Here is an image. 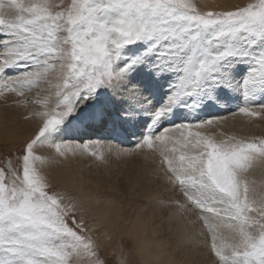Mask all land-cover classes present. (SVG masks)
<instances>
[{
  "label": "snow or ice",
  "instance_id": "snow-or-ice-1",
  "mask_svg": "<svg viewBox=\"0 0 264 264\" xmlns=\"http://www.w3.org/2000/svg\"><path fill=\"white\" fill-rule=\"evenodd\" d=\"M5 7L0 0V76L11 82L5 84L8 91L25 98L18 103L43 107L33 113L40 120L35 137L16 155L20 167L9 161L10 171L0 168V264H78L85 252L93 258L90 264H105L95 243L82 234L84 224L61 207L60 194L49 191L46 176L35 166L45 158L34 155V147L48 142L59 151L60 126L100 89L123 91L129 107H105L91 119L134 120L147 101L130 75L149 56L155 57L151 67L157 76L174 73L176 80L166 103L148 112L151 123L135 147L159 151L169 184L204 220L216 224L209 254L219 259L212 264H264V202L251 207L248 190L242 192L237 179L254 154L264 156V140L214 142L203 129L220 117L164 126L174 108L198 109L224 88L243 94L240 113L256 116L254 107L264 110V0L206 13L193 0H71L65 11H52L41 0H9L7 7L16 10L11 16ZM139 42L149 46L138 56L128 46ZM237 63L248 64L239 82L232 76ZM53 64L59 65L62 81L55 86V99L28 100L33 85L50 83L46 72ZM17 66L25 70L8 74ZM173 129L179 133L174 143L185 150L178 158L171 155L178 151L175 146L171 153L165 150L173 143ZM226 222L233 233L227 255L216 238Z\"/></svg>",
  "mask_w": 264,
  "mask_h": 264
},
{
  "label": "rangeland",
  "instance_id": "rangeland-1",
  "mask_svg": "<svg viewBox=\"0 0 264 264\" xmlns=\"http://www.w3.org/2000/svg\"><path fill=\"white\" fill-rule=\"evenodd\" d=\"M19 2L28 4L36 0H19ZM41 2L51 5L52 11H65L71 4V0H41ZM193 2L196 3L199 11L205 13L235 9L204 8L199 0ZM249 2H258V0H245L241 5ZM4 3L5 12L10 16L14 15L16 10L7 7L9 0H4ZM148 46L149 42H139L136 45H129L128 48L139 56L144 54ZM154 60L155 57L149 56L146 62L139 64L131 73L130 81L143 83L142 92L156 90L154 86L156 84L158 86L160 82L157 94L163 96L162 105H164L171 93V85L176 80V74L164 73L157 76L151 67ZM24 70V67L17 66L9 69L8 74L15 75ZM247 70V63H237L232 67V76L239 82L247 74ZM60 75L59 65H50L46 72V79L50 83H42L39 88L33 85L35 90L26 94L28 100L35 101L38 96L55 99L53 95L56 91L55 86L62 82L58 79ZM144 75L145 79L140 81ZM6 83L11 82L0 76V89H3L0 92V168L7 172L11 170L8 167L9 161L13 168L20 167L16 155L23 144L35 137L40 120L33 113L41 111L43 106L27 101L25 104L18 103L25 98L8 91L5 87ZM236 87L238 88L239 85L237 84ZM103 92L109 95L113 90L108 88L98 90L94 97L81 104L77 111L60 126V131L56 134L60 139L56 141L61 145L59 151L55 144L49 146L48 142H38L34 147V155L45 158L43 163L35 161V166L39 173L46 176L49 191L54 189L60 194L61 207L69 212V216L74 215L77 223L84 224L82 234L90 237L95 243L100 258L105 264H166L169 258L172 259L167 264L189 261L194 264H212L214 260L219 259L214 253L209 254L211 229H215L216 224L210 225L204 220L191 202L187 201L185 194L169 184L165 177L167 165L161 164L164 157L160 152L146 147L138 149L135 147L136 143L133 145L134 142L132 147L126 148V151H117L107 144L109 139L93 140L97 133L102 134L103 138L106 135L107 138L110 137V134H105L109 131L103 129L100 122L96 124L98 118H90L102 108H111L106 105ZM225 93H231L229 97L233 100L230 104L236 103L233 98L235 95L242 106L243 94L224 88L219 90L215 100H208L198 108L203 113H196L197 117L204 115L207 108L204 107L205 104L214 102L220 105L223 99L219 98ZM147 97L152 101L149 95ZM149 100L146 99L145 105H148ZM228 102L225 100L226 105L230 106ZM162 105L153 101L150 109L154 110ZM221 105H224V101ZM237 106L239 107V104ZM253 110L258 115H245L238 109L223 111V114L218 116L220 119H214L213 124L206 125L203 131L216 143H232L234 140L259 143L264 140V110L259 107H254ZM189 115L195 118V115ZM75 122L77 129L72 128ZM118 122L121 125L122 121ZM138 122L139 119L137 124ZM141 123L138 124V128ZM92 124L94 126L92 130L87 129ZM96 127L99 130H95ZM68 131L70 138L78 135L82 140L93 141L84 144L75 139H68ZM192 131L196 129L193 128ZM173 132L175 133L173 143L167 144L165 150L171 153L172 147L175 146L178 151L171 155L178 158L180 152L185 150L174 143L179 133L175 129ZM61 152L64 155H61ZM237 179L241 191L243 192L245 188L248 190L250 206L258 209L264 202V156L254 154V158L246 162L238 171ZM248 215L257 214L248 213ZM179 219L184 220V225L188 226L187 232L182 229ZM69 223L71 224V220ZM76 230L80 231V229ZM216 238L225 245L222 254L227 255L230 251L228 246L233 242V233L227 222L217 229ZM92 259L91 255L85 252L78 258V264H90Z\"/></svg>",
  "mask_w": 264,
  "mask_h": 264
},
{
  "label": "bare ground",
  "instance_id": "bare-ground-1",
  "mask_svg": "<svg viewBox=\"0 0 264 264\" xmlns=\"http://www.w3.org/2000/svg\"><path fill=\"white\" fill-rule=\"evenodd\" d=\"M201 5L204 7V8H215V7H220V8H225V9H233L235 8L237 5H241L243 3H245V0H199ZM148 75V74H147ZM145 75L142 76V79L140 81H142L143 79H145ZM133 86L139 88L141 94L143 95L144 98H146L147 100H149V98L147 97L149 95V90H146L144 92H142V84L141 82H134V83H131ZM159 85H160V82H159ZM158 85V86H159ZM158 86L157 84L154 86L155 87V91L157 93V89H158ZM159 92V91H158ZM108 94V92H107ZM105 97H104V96ZM103 97L104 99L106 98V105L108 104V106L112 107L113 105L114 106H117L119 107L121 104L124 106L125 109H127L129 107V98L125 95V93L123 91H116L115 93L112 92L111 94L109 95H106V93L103 92ZM159 95V94H158ZM108 101V102H107ZM152 102L153 101H150L148 102V105H144V110L143 111H140L138 115H136L135 119L132 120L131 122H127V121H124L125 124H124V128H131L133 131L137 132L139 130L138 128V124L140 122H144V118H147V117H151L148 112L151 111V107H149V104L152 105ZM149 109V110H148ZM99 119V118H98ZM137 119H139L140 122H138L137 124ZM106 121L107 122H113L112 126H118L119 125V122L118 120H113V119H99L96 121V124H98L97 122H100L102 125L103 123ZM123 124V122H121V125ZM90 125V124H89ZM111 125V124H110ZM120 125V126H121ZM87 127V126H86ZM94 127L93 124L92 126H88L87 129L89 130H92L91 128ZM72 128L74 129H77V124L76 122L74 123V125L72 126ZM79 132V130H78ZM78 134V133H77ZM105 134H110L109 132H106ZM67 136H68V139H75L77 140L78 142H81V143H84V144H89L91 143L93 140L92 139H80V137H78V135L76 137H72L70 138L69 137V131L67 133ZM104 137V136H103ZM78 138V139H77ZM108 142V141H107ZM131 142H134V141H131ZM108 145H110V147H112L113 149L117 150V151H126V148H119L116 146V144H114L113 142L109 141V143H107ZM128 149V148H127ZM177 211V210H176ZM174 212V211H173ZM178 214V213H177ZM176 215V214H175ZM180 217V216H179ZM184 220H180L179 219V224L181 225L182 229L184 228L185 231L187 232L188 231V226L187 225H184ZM180 227V228H181ZM172 258H169V260L167 259V262L166 264L168 263V261H170ZM181 264H194L192 263L191 261L189 262H182Z\"/></svg>",
  "mask_w": 264,
  "mask_h": 264
}]
</instances>
